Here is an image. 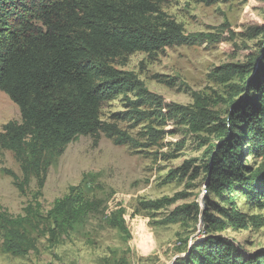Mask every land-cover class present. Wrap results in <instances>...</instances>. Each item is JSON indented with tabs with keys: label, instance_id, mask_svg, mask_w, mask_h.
<instances>
[{
	"label": "trees",
	"instance_id": "16d2710c",
	"mask_svg": "<svg viewBox=\"0 0 264 264\" xmlns=\"http://www.w3.org/2000/svg\"><path fill=\"white\" fill-rule=\"evenodd\" d=\"M165 1L0 0V92L20 112L19 121H8L0 131V161L3 150L12 152L20 175L2 170L22 195L28 194L32 180L36 184L19 214L0 205L3 252L26 257L38 251L41 241L53 247L98 213L108 226L129 237L125 207L109 206L114 191H106L96 173H83L78 183L45 209L40 197L48 169L81 135L98 140L102 133L117 145L133 148L162 147L170 144L160 143L165 135L176 131L165 127L174 123L199 139L203 158L185 159L168 171L165 181L182 179L190 170L192 176L202 172L206 194L204 207L195 200L179 204L161 220L184 223L203 217V238L173 264H264V248L248 251L223 233L264 226L263 214H248L240 207L243 201L264 207V22L245 32L248 38L260 36L247 62L225 63L212 71L218 82L238 80L229 84L227 112L222 117L211 108L208 96L194 91L190 105L168 101L149 91L134 72L114 64L135 52L154 55L165 46L233 38L226 21L221 32L185 34L181 24L163 10ZM218 1L229 0H206ZM129 94L134 98H127V110L113 113V122L101 119L105 101ZM126 119L134 121L133 126L146 122L145 141L118 125V120ZM183 146L181 139L172 151H158L163 159L176 158ZM250 159L260 162L252 168ZM187 195L182 190L141 200L139 206L159 211Z\"/></svg>",
	"mask_w": 264,
	"mask_h": 264
},
{
	"label": "rangeland",
	"instance_id": "374dc122",
	"mask_svg": "<svg viewBox=\"0 0 264 264\" xmlns=\"http://www.w3.org/2000/svg\"><path fill=\"white\" fill-rule=\"evenodd\" d=\"M163 10L183 27L185 34L221 32V24L228 22L232 39L221 42L204 40L195 44L165 46L154 55L135 52L115 61L123 70L134 72L149 91L164 99L183 105L193 103L192 92L211 98V108L226 115L229 84L212 77L215 67L225 63H245L260 42V36L248 38V27L264 22V0H229L208 3L206 0H166ZM119 95L101 106V119L113 122V113L127 110V98L132 94ZM10 120H20L18 106L4 92H0V131ZM132 120H118V125L133 137L145 141L146 122L133 126ZM165 128L176 129L160 141L167 146L133 148L117 145L104 134L98 140L91 135H81L70 142L65 151L49 167L40 201L45 209L76 184L85 172L98 175L106 191L114 193L109 206L121 203L126 209L129 237L108 226L101 213L92 214L80 222L70 235L50 247L41 241L37 252L26 257L12 256L0 248V264H172L183 255L189 243L203 238L198 217L184 223H161L168 210L176 205L201 202L204 174L192 176L188 172L182 179L166 182L169 170L180 166L185 159L203 158L204 147L197 146L199 139L187 134L182 126L169 123ZM204 135V134H203ZM213 138V137H211ZM184 140V146L176 158L163 159L158 150L172 151L174 143ZM214 139V138H213ZM170 148V149H168ZM198 160L196 163H200ZM260 159H250L255 168ZM6 168L20 175L18 162L11 151L3 150L0 161V205L11 214L22 211L23 206L36 191L32 180L28 194L19 193ZM104 189V190H105ZM189 195L180 198L167 209L149 211L139 206L141 200L172 196L178 191ZM240 207L248 214H263L264 207L241 202ZM240 242L248 251L264 248V226L223 232Z\"/></svg>",
	"mask_w": 264,
	"mask_h": 264
},
{
	"label": "water",
	"instance_id": "95a60500",
	"mask_svg": "<svg viewBox=\"0 0 264 264\" xmlns=\"http://www.w3.org/2000/svg\"><path fill=\"white\" fill-rule=\"evenodd\" d=\"M205 194H206V182L204 183V186H203V195H202V197H201V202H200V205H201L202 207H204V204H205V202H204ZM199 223H200V226H202V224H203V217H202V215L200 216ZM190 246H191V244L189 243V248H188L187 252H185L183 255H187V254H188L189 249H190ZM183 255H180V256H183ZM172 264H173V263H172Z\"/></svg>",
	"mask_w": 264,
	"mask_h": 264
}]
</instances>
